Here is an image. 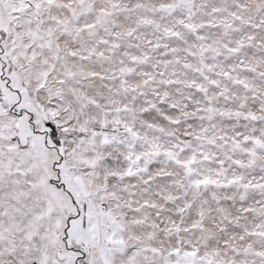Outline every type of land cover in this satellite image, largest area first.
Instances as JSON below:
<instances>
[{"label":"snow or ice","instance_id":"snow-or-ice-1","mask_svg":"<svg viewBox=\"0 0 264 264\" xmlns=\"http://www.w3.org/2000/svg\"><path fill=\"white\" fill-rule=\"evenodd\" d=\"M0 264H264V0H0Z\"/></svg>","mask_w":264,"mask_h":264}]
</instances>
